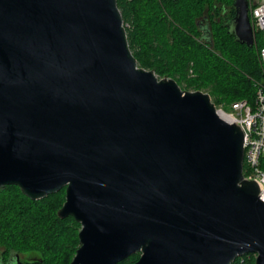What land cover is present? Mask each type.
Instances as JSON below:
<instances>
[{
    "label": "water",
    "instance_id": "95a60500",
    "mask_svg": "<svg viewBox=\"0 0 264 264\" xmlns=\"http://www.w3.org/2000/svg\"><path fill=\"white\" fill-rule=\"evenodd\" d=\"M233 6L230 31L252 48L248 0ZM243 154L207 93L138 66L116 0H0V189H64L58 218L80 225L70 264H264Z\"/></svg>",
    "mask_w": 264,
    "mask_h": 264
},
{
    "label": "trees",
    "instance_id": "16d2710c",
    "mask_svg": "<svg viewBox=\"0 0 264 264\" xmlns=\"http://www.w3.org/2000/svg\"><path fill=\"white\" fill-rule=\"evenodd\" d=\"M116 1L139 67L153 70L158 79L175 80L182 90L207 93L215 105L226 109L242 100L253 105L257 86L264 84L258 59L264 40L259 34L249 48L238 43L229 28L219 26L205 46L190 35L194 11L199 13L191 5L199 0ZM207 4L210 12L216 5L232 7L233 0H207ZM243 171L246 175L245 167ZM64 201V189L32 201L16 186L1 188L0 262L11 255L34 253L39 258L23 264H70L79 248L80 225L71 217L58 218ZM138 258L134 254L118 264H134ZM232 264H255V256L243 255Z\"/></svg>",
    "mask_w": 264,
    "mask_h": 264
},
{
    "label": "built area",
    "instance_id": "2783aa9c",
    "mask_svg": "<svg viewBox=\"0 0 264 264\" xmlns=\"http://www.w3.org/2000/svg\"><path fill=\"white\" fill-rule=\"evenodd\" d=\"M249 5V20L253 35L259 34L264 40V0ZM264 69V48L259 51ZM215 106V105H214ZM216 114L221 113L228 124L238 126L243 133V178L254 181L258 187V198L264 204V84L256 89L253 105L237 101L228 110L215 106ZM220 118V117H219ZM223 120V119H222Z\"/></svg>",
    "mask_w": 264,
    "mask_h": 264
},
{
    "label": "flooded vegetation",
    "instance_id": "af4514ba",
    "mask_svg": "<svg viewBox=\"0 0 264 264\" xmlns=\"http://www.w3.org/2000/svg\"><path fill=\"white\" fill-rule=\"evenodd\" d=\"M191 6L193 9L199 8V13L194 11L192 27L190 28V35L196 42L209 46L214 28L224 26L227 29L229 28L232 30L233 19L235 16L233 4L232 7H220V9L218 5H216L210 12L208 10L207 0H199L198 4L194 2ZM232 8L234 11H232ZM16 259L17 257L11 255L6 261L0 262V264H16Z\"/></svg>",
    "mask_w": 264,
    "mask_h": 264
},
{
    "label": "rangeland",
    "instance_id": "374dc122",
    "mask_svg": "<svg viewBox=\"0 0 264 264\" xmlns=\"http://www.w3.org/2000/svg\"><path fill=\"white\" fill-rule=\"evenodd\" d=\"M255 1L256 0H250V3L252 4V3H255ZM124 25V27H128V25H125V24H123ZM259 59V58H258ZM259 63H260V59H259ZM185 91H188V90H185ZM189 92H191V91H189ZM211 99V98H210ZM211 102L213 103V101H212V99H211ZM234 103V102H233ZM214 104V103H213ZM232 104V103H231ZM230 104V105H231ZM215 105V104H214ZM216 107H222L223 109H225V110H228L229 109V107H228V109H226L223 105H221V104H216L215 105ZM75 255V254H74ZM74 257V256H73ZM39 258V256L37 255V254H34V253H31V254H22V255H20L19 256V260H20V262L23 264V263H26V262H30V261H33V260H37ZM73 259V258H72ZM72 261V260H71Z\"/></svg>",
    "mask_w": 264,
    "mask_h": 264
},
{
    "label": "bare ground",
    "instance_id": "6f19581e",
    "mask_svg": "<svg viewBox=\"0 0 264 264\" xmlns=\"http://www.w3.org/2000/svg\"><path fill=\"white\" fill-rule=\"evenodd\" d=\"M218 116H219L221 119L226 120V119L223 117V115H222L221 113H218Z\"/></svg>",
    "mask_w": 264,
    "mask_h": 264
}]
</instances>
